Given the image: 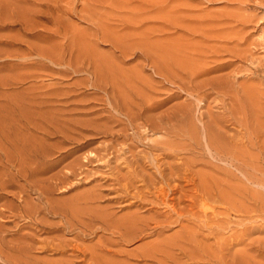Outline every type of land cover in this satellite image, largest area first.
Returning a JSON list of instances; mask_svg holds the SVG:
<instances>
[{"label": "rangeland", "instance_id": "rangeland-1", "mask_svg": "<svg viewBox=\"0 0 264 264\" xmlns=\"http://www.w3.org/2000/svg\"><path fill=\"white\" fill-rule=\"evenodd\" d=\"M0 248L264 264V0H0Z\"/></svg>", "mask_w": 264, "mask_h": 264}, {"label": "bare ground", "instance_id": "bare-ground-1", "mask_svg": "<svg viewBox=\"0 0 264 264\" xmlns=\"http://www.w3.org/2000/svg\"><path fill=\"white\" fill-rule=\"evenodd\" d=\"M89 1H90V0H89ZM91 1H92V0H91ZM94 1H95V0H94ZM96 1H97V0H96ZM143 1H144V0H143ZM154 2H155V1H154ZM79 3H80V2H79ZM87 3H88V2H87ZM90 3H91V2H90ZM90 3H89V4H90ZM97 3H98V2H97ZM109 3H110V2H109ZM163 3H164V2H163ZM73 4H74V2H73ZM107 4H108V3H107ZM92 5H93V3H92ZM76 6H77V5H76ZM94 6H96V5H94ZM112 6H113V5H112ZM135 6H136V5H135ZM137 6H138V5H137ZM71 7H72V6H71ZM84 7H85V6H83V8H84ZM90 7H92V6H90ZM172 7H173V6H172ZM163 8H164V7H163ZM73 9H74V8H73ZM112 9H113V7H112ZM122 9H123V8H122ZM131 9H132V8H131ZM153 9H154V8H153ZM178 9H179V8H178ZM87 10H89V9H87ZM87 10H86V11H87ZM96 10H98V8H97ZM96 10L94 9V12H95ZM107 10H108V9H107ZM113 10H114V9H113ZM115 10H116V9H115ZM89 11H90V10H89ZM91 11H92V10H91ZM101 11H102V10H101ZM101 11H100V13H101ZM137 11H138V10H137ZM139 11H140V10H139ZM71 12H72V11H71ZM84 12H85V11H84ZM135 12H136V11H135ZM74 13H75V11H74ZM87 13H88V12H87ZM87 13H86V14H87ZM92 13H93V12H92ZM100 13H99V16H100ZM113 13H114V12H113ZM116 13H117V12H116ZM89 14H90V13H89ZM93 14H95V13H93ZM102 14H103V13H102ZM133 14H134V13H133ZM133 14H132V16H133ZM141 14H142V13H141ZM141 14H140V15H141ZM164 14H165V13H164ZM164 14H163V15H164ZM87 15H88V14H87ZM87 15H86V16H87ZM97 15H98V13H97ZM103 15H104V14H103ZM114 15H115V14H114ZM120 15H121V14H120ZM134 15H136V14H134ZM142 15H143V14H142ZM116 16H117V15H116ZM147 16H148V15H147ZM164 16H166V15H164ZM170 16H171V15H170ZM87 17H89V16H87ZM93 17H94V16H93ZM108 17H109V15H108ZM168 17H169V15H168ZM183 17H184V15H183ZM82 18H83V17H82ZM89 18H90V17H89ZM89 18H88V19H89ZM96 18H97V17H96ZM96 18H95V20H96ZM116 18H117V17H116ZM118 18H119V17H118ZM140 18H141V17H140ZM151 18H152V17H151ZM154 18H156V17H154ZM161 18H162V17H161ZM172 18H173V17H172ZM84 19H85V18H84ZM91 19H92V18H91ZM97 19H98V18H97ZM99 19L101 20V17H100ZM104 19H108V18H104V17H103L102 20H104ZM119 19H120V18H119ZM125 19H126V18H125ZM144 19H145V18H144ZM148 19H149V18H148ZM165 19H166V18H165ZM92 20H93V19H92ZM154 20H155V19H154ZM158 20H159V18H158ZM170 20H171V18H170ZM104 21H105V20H104ZM107 21H108V20H107ZM125 21H126V20H125ZM128 21H129L128 23H131L130 20H128ZM136 21H137V19H136ZM140 21H141V20H140ZM146 21H147V20H146ZM151 21H152V20H151ZM168 21H169V20H168ZM89 22H90V21H89ZM91 22H92V21H91ZM93 22H96V21L93 20ZM98 22H99V20L97 21V24L95 25V27L98 26V25H99L100 23H102L103 21L100 22L99 24H98ZM121 22H122V21H121ZM141 22H144V21H141ZM149 22H150V21H149ZM103 23L108 24L107 22H103ZM137 23H138V22H137ZM177 23H178V22H177ZM94 24H95V23H94ZM126 24H127V22H126ZM138 24H139V23H138ZM142 24H143V23H142ZM145 24H146V22H145ZM165 24H166V23H165ZM173 24H174V23H173ZM101 25H104V24H101ZM108 25H109V24H108ZM128 25H129V24H128ZM131 25H134V23L132 22ZM131 25H129L127 28L129 29V27H130ZM169 25H170V24H169ZM93 26H94V25H93ZM134 26H135V25H134ZM134 26H133V27H134ZM164 26H166V25H164ZM153 27H154V26H153ZM90 28H91V27H90ZM105 28H106V27H105V25H104V28H103V29L105 30ZM112 28H113V27H112ZM100 29H101V28H100ZM100 29H99V30H100ZM103 29H102V30H103ZM110 29H111V28H110ZM131 29H132V28L130 27L129 31H130L131 34H129V32H128L127 34H128V35H133V34H134V36L137 35L138 32L135 34V30H136V29H135V28H134L135 30L132 29L133 33L131 32ZM151 29H152V28H151ZM93 30H94V29H93ZM104 30H103V31H104ZM106 30H107V29H106ZM147 30H148V29H147ZM165 30H166V29H165ZM165 30H164V31H165ZM100 31H101V30H100ZM100 31H98L97 33H99ZM107 31H108V30H107ZM159 31H160V30H159ZM202 31H203V30H202ZM76 32H77V31H76ZM95 32H96V30H95ZM110 32H111V31H110ZM160 32H161V31H160ZM106 33H107V32H106ZM115 33H116V32H115ZM150 33H151V32H150ZM161 33H163V32H161ZM164 33H165V32H164ZM92 34H93V33H92ZM107 34H109V33H107ZM107 34H106V35H107ZM111 34H112V32H111ZM127 34H124V35H127ZM148 34H149V33H148ZM118 35H119V34H118ZM142 35H144V34H142ZM150 35H151V34H150ZM150 35H149V36H150ZM91 36H92V35H91ZM103 36H104V35H103ZM147 36H148V35H147ZM149 36H148V37H149ZM88 37H89V36H88ZM106 37H108V36H106ZM109 37H110V35H109ZM109 37H108V38H109ZM117 37H118V36H117ZM121 37H122V36H121ZM123 37H124V36H123ZM129 37H130V36H129ZM82 38H83V36H82ZM96 38H97V36H96ZM96 38H95V39H96ZM138 38H139V36H138V37L136 36L137 41H138ZM143 38H144V37H143ZM150 38H151V37H150ZM150 38H149V41H150ZM80 39H81V38H80ZM110 39H112V37H111ZM113 39H114V38H113ZM116 39H117V38H116ZM116 39H114L115 42H116ZM127 39H128V38H127ZM134 39H135V38H133V40H134ZM145 39H146V38H145ZM142 40H143V39H142ZM146 40H147V39H146ZM117 41H119V38H118ZM120 41H121V40H120ZM120 41H119V42H120ZM139 41H140V40H139ZM139 41H138V42H139ZM83 42H84V41H83ZM108 42H109V40H108ZM111 42H112V41H111ZM121 43H122V42H121ZM121 43H120V44H121ZM115 44H116V43H115ZM147 44H148V43H147ZM149 44H150V43H149ZM116 45H117V44H116ZM139 45H140V42H139ZM65 46H66V45H65ZM90 46H91V45H90ZM146 46L148 47V45H146ZM129 47H130V46H129ZM147 47H146V48H147ZM149 47H151V46H149ZM63 48H64V46H63ZM65 48H66V47H65ZM120 48H121V47H120ZM151 48H152V47H151ZM151 48H150V49H151ZM68 49H69V52H70V51H71V50H70L71 48H68ZM79 49H80V48H79ZM81 49H82V48H81ZM85 49H86V48H85ZM152 49H153V48H152ZM72 50H73V49H72ZM117 50H118V49H117ZM121 50H122V49H121ZM147 50H149V48H148ZM61 51H63V50H61ZM66 51H67V49H66ZM124 51H125V49H124ZM126 51H127V50H126ZM145 51H146V49H145ZM173 51H174V50H173ZM178 51H179V50H178ZM72 52H73V51H71L70 53H72ZM141 52H142V51H141ZM147 52H150V53H151L150 50L147 51ZM147 52H145V53H147ZM154 52H155V51H154ZM60 53H61V52H60ZM70 53H69L68 55H70ZM145 53H144V54H145ZM155 53H156V52H155ZM177 53H178V52H177ZM55 54H56V53H55ZM188 54H189V53H188ZM56 55H57V54H56ZM59 55H60V54H59ZM63 55H64V54H63ZM147 55H150V54L147 53ZM162 55H163V54H162ZM168 55H169V54H168ZM197 55H198V54H197ZM71 56H72V55H71ZM78 56H79V54H78ZM78 56H75V57L78 59V58H79ZM85 56H86V55H85ZM166 56H167V55H166ZM182 56H183V55H181V59H182ZM191 56H192V55H191ZM127 57H128V56H127ZM131 57H132V56H131ZM59 58H60V57H59ZM76 58H75V59H76ZM170 58H171V57H170ZM175 58H176V57H175ZM186 58H187V57H186ZM198 58H199V57H198ZM61 59H62V55H61ZM77 59H76V63H78V61H81L80 58H79V60H77ZM154 59H155V58H153V60H154ZM187 59H188V58H187ZM155 60H156V59H155ZM177 60H178V59H177ZM168 61H169V60H168ZM190 61H191V60H190ZM180 62H181V61H180ZM76 63H75V64H76ZM139 63H140V62H139ZM147 63H148V62H147ZM184 63H185V62H184ZM198 63H199V62H198ZM70 64H71V63H70ZM78 64H79V63H78ZM80 64H81V63H80ZM152 64H153V63H152ZM196 64H197V63H196ZM76 65H77V64H76ZM81 65H82V64H81ZM84 65H85V64H84ZM89 65H90V64H88L87 67H88ZM149 65H150V64H149ZM154 65H155V64H154ZM176 65H177V64H176ZM182 65H183V64H182ZM187 66H189V65H187ZM78 67H82V66H78V65H77V66H76V69H78ZM85 67H86V65H85ZM89 67H90V66H89ZM91 67H92V66H91ZM177 67H178V66H177ZM189 67H190V66H189ZM74 68H75V67H74ZM168 68H169V67H168ZM190 68H191V67H190ZM197 68H198V67H197ZM82 69H83V68H81V70H82ZM85 69H86V68H85ZM88 69H89V68H88ZM183 69H184V68H183ZM198 69H199V68H198ZM99 70H100V69H99ZM168 70L170 71V69H168ZM181 70H182V69H181ZM187 70H189V69H187ZM85 71H86V70H85ZM100 71H101V70H100ZM115 71H116V70H115ZM174 71H176V70H174ZM194 72H195V71H194ZM94 73H95V72H94ZM103 73H104V72H103ZM137 73H138V72H137ZM171 73H172V72H171ZM192 73H193V72H192ZM197 73H199V72L197 71V72L194 73V74H197ZM95 74H96V73H95ZM157 74H158V73H157ZM111 75H112V74H111ZM135 75H136V74H135ZM135 75H134V76H135ZM178 76H179V75H178ZM191 77H192V76H191ZM103 78H104V77H103ZM126 78H127V77H126ZM130 78H131V77H130ZM193 78H194V77H193ZM137 79H138V78H137ZM94 80H95V79H94ZM101 80H102V79H101ZM175 80H176V79H175ZM180 80H181V79H180ZM181 82H182V81H181ZM179 83H180V82H179ZM91 84H92V83H91ZM188 84H189V83H188ZM104 85H105V84H104ZM149 85H150V84H149ZM187 86H188V85H187ZM190 86H191V85H190ZM201 86H202V85H201ZM125 87H126V86H125ZM149 87H150V86H149ZM194 87H195V86H194ZM111 88H112V87H111ZM190 88H191V87H190ZM129 89H130V88H129ZM132 89H133V88H132ZM187 89H188V88H187ZM191 89H192V88H191ZM189 90H190V89H189ZM189 90H188V91H189ZM193 90H194V89H193ZM191 91H192V90H191ZM189 92H190V91H189ZM194 92H195V91H194ZM196 92H197V91H196ZM120 97H121V96H120ZM125 100H126V99H125ZM129 104H130V103H129ZM132 109H133V108H132ZM138 109H139V108H138ZM130 111H131V110H130ZM124 114H125V113H124ZM144 116H145V115H144ZM128 118H130V117H128ZM130 119H131V118H130ZM148 123H149V122H148ZM151 123H152V121H151ZM220 129H221V128H220ZM203 136H204V135H203ZM209 137H210V136H209ZM162 138H163V137H162ZM207 138H208V137H207ZM155 141H156V140H155ZM170 142H171V141H170ZM173 143H174V142H173ZM176 147H178V146H176ZM207 147H208V146H206V148H207ZM178 148H179V147H178ZM177 150H178V149H177ZM176 152H177V151H176ZM181 160H182V159H181ZM184 165H185V164H184ZM172 169H173V168H172ZM185 170H186V169H185ZM194 170H195V169H194ZM228 172H229V171H228ZM203 173H205V171H204ZM205 174H206V173H205ZM202 175H203V174H202ZM210 176H211V175H210ZM210 176H209V178H210ZM183 177H184V176H183ZM202 177H203V176H202ZM184 178H185V177H184ZM225 178H226V177H225ZM213 179H214V178H213ZM184 180H185V179H184ZM187 180H188V179H187ZM256 183H257V182H256ZM168 185H169V184H168ZM196 186H197V185H196ZM196 186H195V187H196ZM211 186H212V185H211ZM253 186H254V185H253ZM176 187H177V186H176ZM242 202H243V201H242ZM234 206H235V205H234ZM194 208H195V207H194ZM194 208H191V209H194ZM189 210H190V209H189ZM189 210H188V211H189ZM197 210H198V209H197ZM185 211H186V210H185ZM192 211H193V210H192ZM183 212H184V211H183ZM192 213H193V212H192ZM192 213H191V214H192ZM194 213H195V212H194ZM210 213H211V212H210ZM206 216H207V215H206ZM190 217H191V216H190ZM195 218H196V217H195ZM202 218H203V217H202ZM191 219H192V218H191ZM196 219H197V218H196ZM198 219H199V218H198ZM200 219H201V218H200ZM207 219H208V218H207ZM201 220H202V219H201ZM201 220H200V221H201ZM134 222H135V221H134ZM198 222H199V221H198ZM132 223H133V222H132ZM135 223H136V222H135ZM203 225H204V224H203ZM209 225H210V224H209ZM66 226H67V225H66ZM136 226H137V225H136ZM201 227H202V226H201ZM210 229H211V228H210ZM196 231H197V230H196ZM142 233H143V232H142ZM190 234H191V233H190ZM190 238H191V237H190ZM193 239H194V238H193ZM217 240H218V239H217ZM189 242H190V241H189ZM221 242H222V241H221ZM213 244H214V243H213ZM220 244H221V243H220ZM9 246H10V245H9ZM211 246H212V245H211ZM195 248H196V247H195ZM209 248H210V247H209ZM0 249H1V248H0ZM149 250H150V249H149ZM204 250H205V249H204ZM158 251H159V250H158ZM193 252H194V251H193ZM143 253H144V252H143ZM205 253H206V252H205ZM199 254H200V253H199ZM101 255H102V254H101ZM146 256H147V255H146ZM152 256H153V254H151V258H152ZM214 256H215V255H214ZM148 257H150V255H149ZM232 257H233V256H232ZM153 258H154V257H153ZM153 258H152V259H153ZM209 258H210V257H209ZM194 259H195V258H194ZM197 259H198V258H197ZM108 260H110V259H108ZM145 261H146V260H145ZM159 262H160V261H159ZM219 262H220V261H219ZM224 262H225V261H224ZM15 263H16V262H15ZM241 263H242V262H241ZM113 264H115V263H113ZM118 264H119V263H118ZM120 264H121V263H120ZM122 264H123V263H122ZM232 264H233V262H232Z\"/></svg>", "mask_w": 264, "mask_h": 264}]
</instances>
